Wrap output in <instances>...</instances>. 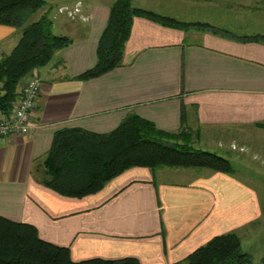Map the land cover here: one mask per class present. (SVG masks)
I'll list each match as a JSON object with an SVG mask.
<instances>
[{
    "label": "crops",
    "instance_id": "1",
    "mask_svg": "<svg viewBox=\"0 0 264 264\" xmlns=\"http://www.w3.org/2000/svg\"><path fill=\"white\" fill-rule=\"evenodd\" d=\"M114 1L52 0L54 31L73 43L35 71L43 84L29 133L0 137V217L33 225L41 239L67 247L74 261L173 264L229 232L239 235L243 248L264 207L259 188L239 171L184 167L191 170L177 179L166 176L164 167L134 166L85 196L46 185L43 160L57 131L106 133L130 113L165 131L194 130L200 143L230 161L243 163L249 151L264 165V39H250L264 33L236 35L204 18L172 16L207 24L182 28L135 17L124 64L80 80L96 64ZM164 1L132 3L167 15ZM184 1L204 7L232 0ZM242 1L246 8H264V0ZM20 37V28L0 24L2 53H10ZM229 151L231 157L224 155ZM263 258L252 264H263Z\"/></svg>",
    "mask_w": 264,
    "mask_h": 264
},
{
    "label": "trees",
    "instance_id": "2",
    "mask_svg": "<svg viewBox=\"0 0 264 264\" xmlns=\"http://www.w3.org/2000/svg\"><path fill=\"white\" fill-rule=\"evenodd\" d=\"M49 0H0V24L20 28L21 37L12 51L0 57V109H9L22 79L50 63L56 52L73 39L54 31ZM42 10L40 16L35 14ZM135 17H145L175 27H207L202 22H183L171 16L115 0L99 39L96 64L77 76L99 77L124 64L125 46ZM252 40L264 39V35ZM37 73V72H36ZM188 128L169 132L136 113H130L114 130L97 133L83 128H63L55 133L43 160L45 183L67 196H85L102 189L110 180L134 167H196L234 172L231 161L216 152L194 147ZM264 264V258H263ZM235 232L213 237L184 261L173 264H252ZM0 264H140L135 258L74 261L67 247L39 237L27 223L0 217Z\"/></svg>",
    "mask_w": 264,
    "mask_h": 264
},
{
    "label": "rangeland",
    "instance_id": "3",
    "mask_svg": "<svg viewBox=\"0 0 264 264\" xmlns=\"http://www.w3.org/2000/svg\"><path fill=\"white\" fill-rule=\"evenodd\" d=\"M151 3L153 4V2ZM241 3H243L241 0L238 2L232 0L227 6H216L214 4L209 5L205 3L203 5L204 7H201L200 5L190 4V2L188 3L184 0H165L161 11H164L167 15H171V17H178V19L182 20L201 18L212 19L213 22H216L214 25H217L220 28H226L230 33L236 35L256 34L258 32L264 33V8L259 10L256 8H246L243 7ZM49 4L53 5L52 0H49ZM236 7L237 9H235ZM42 10L43 9L39 10L35 14V17L40 16ZM51 12H53V8ZM6 54H8V52ZM190 131L192 133L194 147L205 150L210 149V151H216L219 154V150L207 148L203 143H200V141L197 140L196 131ZM236 152H240L239 149ZM229 153L230 151L227 152V154L224 153V155L230 156ZM243 153V163L240 164V158L231 159L234 171H239V174L242 177L247 178L259 188L260 197L264 207V169L260 168L264 166L263 162L259 158L254 159L253 153L249 151ZM163 170H168V172H170V174H166V176H169L170 178L184 179L181 172H184L183 170L191 169H185L182 167L181 169H177L179 171H176V168L169 169V167H164ZM192 170H203V168H192ZM243 242V249L252 254L254 261H257L260 257L262 258L264 256V217L261 222L257 223L256 226L251 229L248 237L245 238Z\"/></svg>",
    "mask_w": 264,
    "mask_h": 264
},
{
    "label": "built area",
    "instance_id": "4",
    "mask_svg": "<svg viewBox=\"0 0 264 264\" xmlns=\"http://www.w3.org/2000/svg\"><path fill=\"white\" fill-rule=\"evenodd\" d=\"M0 48V57L2 56ZM42 78L36 72L26 76L25 82L17 90L16 97L9 109H0V137L24 136L33 124V115L42 91ZM0 84V95L2 94Z\"/></svg>",
    "mask_w": 264,
    "mask_h": 264
}]
</instances>
